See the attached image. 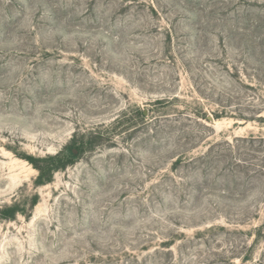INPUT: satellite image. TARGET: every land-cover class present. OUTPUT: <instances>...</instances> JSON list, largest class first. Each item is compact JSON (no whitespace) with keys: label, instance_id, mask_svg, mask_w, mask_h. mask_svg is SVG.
Masks as SVG:
<instances>
[{"label":"rangeland","instance_id":"rangeland-1","mask_svg":"<svg viewBox=\"0 0 264 264\" xmlns=\"http://www.w3.org/2000/svg\"><path fill=\"white\" fill-rule=\"evenodd\" d=\"M8 207L0 264H264V0H0Z\"/></svg>","mask_w":264,"mask_h":264},{"label":"trees","instance_id":"trees-1","mask_svg":"<svg viewBox=\"0 0 264 264\" xmlns=\"http://www.w3.org/2000/svg\"><path fill=\"white\" fill-rule=\"evenodd\" d=\"M140 118H144L141 111L138 112ZM90 138L87 140L80 139L76 141L72 139L71 143L65 145L59 152L54 155H47L44 158L33 157H20L27 161L38 172V175L34 181L36 187L44 186L52 182L53 175L59 171L64 170L68 166L76 162L80 156L86 152L92 150L99 137V133H90ZM36 201L33 202V206L36 205ZM18 212L16 207H8L0 210V216L4 219H12Z\"/></svg>","mask_w":264,"mask_h":264}]
</instances>
